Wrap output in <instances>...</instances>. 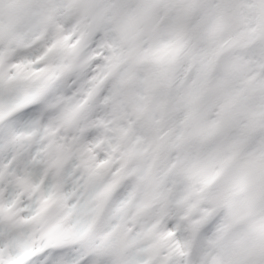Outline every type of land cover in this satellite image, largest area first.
Masks as SVG:
<instances>
[{
  "label": "clouds",
  "instance_id": "obj_1",
  "mask_svg": "<svg viewBox=\"0 0 264 264\" xmlns=\"http://www.w3.org/2000/svg\"><path fill=\"white\" fill-rule=\"evenodd\" d=\"M264 264V0H0V264Z\"/></svg>",
  "mask_w": 264,
  "mask_h": 264
},
{
  "label": "snow or ice",
  "instance_id": "obj_2",
  "mask_svg": "<svg viewBox=\"0 0 264 264\" xmlns=\"http://www.w3.org/2000/svg\"><path fill=\"white\" fill-rule=\"evenodd\" d=\"M6 264H57L56 258L49 251L31 254L27 251H14Z\"/></svg>",
  "mask_w": 264,
  "mask_h": 264
}]
</instances>
